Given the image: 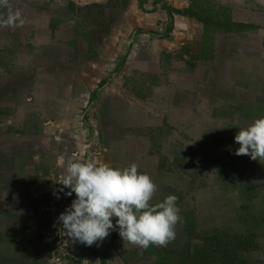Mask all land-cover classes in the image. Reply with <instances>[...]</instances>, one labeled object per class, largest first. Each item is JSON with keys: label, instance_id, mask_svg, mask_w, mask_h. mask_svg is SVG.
<instances>
[{"label": "rangeland", "instance_id": "374dc122", "mask_svg": "<svg viewBox=\"0 0 264 264\" xmlns=\"http://www.w3.org/2000/svg\"><path fill=\"white\" fill-rule=\"evenodd\" d=\"M261 116L264 0H0V264H264V161L235 155ZM89 158L176 195L175 240L63 236Z\"/></svg>", "mask_w": 264, "mask_h": 264}, {"label": "clouds", "instance_id": "9594fccd", "mask_svg": "<svg viewBox=\"0 0 264 264\" xmlns=\"http://www.w3.org/2000/svg\"><path fill=\"white\" fill-rule=\"evenodd\" d=\"M235 142L239 145L235 155L264 161V116L239 127ZM58 182L62 185L59 192L66 188L65 195L76 194L57 218L62 223L63 236L74 243H102L116 228L125 245L143 249L166 247L176 238V227L182 221L178 197L170 194L153 203L158 185L135 162L120 167L98 164L94 158L72 160Z\"/></svg>", "mask_w": 264, "mask_h": 264}, {"label": "trees", "instance_id": "16d2710c", "mask_svg": "<svg viewBox=\"0 0 264 264\" xmlns=\"http://www.w3.org/2000/svg\"><path fill=\"white\" fill-rule=\"evenodd\" d=\"M166 11H167L168 18L171 21V25L170 26L173 28V26H174V15L176 13H181V14H184V13H182L179 8H176V7H173V6H169V8H166ZM172 28H170V29H172ZM105 263H106L105 259H102V264H105Z\"/></svg>", "mask_w": 264, "mask_h": 264}]
</instances>
